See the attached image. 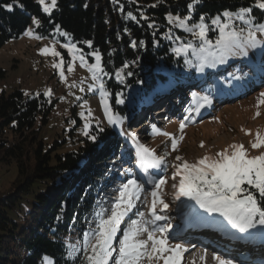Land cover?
Instances as JSON below:
<instances>
[{
    "label": "trees",
    "instance_id": "obj_1",
    "mask_svg": "<svg viewBox=\"0 0 264 264\" xmlns=\"http://www.w3.org/2000/svg\"><path fill=\"white\" fill-rule=\"evenodd\" d=\"M242 7L252 9L249 16L255 23L264 20V10L256 7V0H56L49 12L39 0H0V47L20 37L35 19L39 21L34 24L38 36L55 37L60 30L88 60L93 59L91 52L99 53L107 73L102 80L109 105L124 119L143 113L166 92L183 90L194 105L186 104L188 112L198 107L193 93L208 96L216 106L212 115L202 117L205 119L216 115L223 105L259 90L257 85L264 86V45L244 56L247 62L238 57L232 63L231 57L197 71L192 50L180 55L173 51V31L182 34L183 30L172 25L166 13L189 14L192 21L204 17L208 34L216 38L218 31L212 29L211 20ZM58 37L66 40L62 34ZM139 63L142 65L135 68ZM3 73L0 69V76ZM118 99L124 102L116 103ZM57 101L42 91L0 93V163H14L17 169L9 186L0 191V264H43L46 256L53 264H80L82 259L79 251L70 259L66 244L82 240L87 229L78 224L97 210L90 198H95L93 182L103 172L98 165L102 161L101 166L108 167L105 160L113 158L119 144L117 139L107 142L111 134L108 124H92L89 135L80 138L77 146L64 152L57 151L55 142L46 146L41 132ZM200 120L194 117L191 124ZM93 135L95 142L90 139ZM163 166L153 173L159 176ZM186 205L193 206L190 201ZM250 229L258 237L257 243L223 241L222 249L264 264V226ZM210 239L217 241L214 235Z\"/></svg>",
    "mask_w": 264,
    "mask_h": 264
},
{
    "label": "rangeland",
    "instance_id": "obj_2",
    "mask_svg": "<svg viewBox=\"0 0 264 264\" xmlns=\"http://www.w3.org/2000/svg\"><path fill=\"white\" fill-rule=\"evenodd\" d=\"M51 4L52 0L49 2L45 0L42 7L44 9L45 6H49L51 10ZM223 13L216 15L214 18L219 16L221 20H224ZM166 17L169 22V17H172L173 20L170 23L180 28L175 22V17L184 19L190 17V15L167 12ZM248 18L253 19L251 16L246 15L245 19ZM199 22L200 20H189L188 26L191 27L193 24ZM232 23L236 28L243 27L247 29V26L242 21L235 19V17ZM259 23H264V20ZM34 24L33 19L32 23L20 37L8 40L0 47V69L4 70L3 75L0 76V93L4 92L8 94L14 89H21L28 94L42 91L47 96L58 98L55 108L41 132V138L46 146L55 142L58 152H64L81 142L80 138L85 135V124L89 125L87 132L90 130L92 124H108L111 134L108 136L107 142L108 140L117 139L119 149L117 148V152H114L112 159L105 160L106 163H110L108 167L101 166L102 161L98 165V168L100 170L103 169V172H101L100 177L95 181L96 183L93 182L94 187L92 191L95 194V198H90L92 204H96L97 210L101 206L104 209H110L118 196V189L126 182V178H136L141 183L143 191L140 194V200L136 201V207L129 213V217L139 219L138 213L143 212L145 219H152L150 214L151 192L154 189V183L160 179H164L166 183L161 186L160 195L169 207L164 209L162 205L157 204L156 213L166 216L168 219L167 221L162 220L156 223L159 226L171 225L167 233L169 245L175 246L181 238H192L206 247H211L209 249L203 248L201 251H195V249L189 250L190 252L187 251L189 252L188 254L182 250L180 264H218L214 259L215 256H219L225 260H232V264H256L253 262V259L247 260L233 253V250H230L232 255L218 250V248H224L223 241L234 242L236 244L238 240L258 239L255 233L251 229L240 232L238 229L233 228L219 213H207L203 209H200L195 204V201H191L187 197L180 196L179 199H176L177 189L173 185H178L180 176L175 175V179L173 177L176 173L174 165H179L183 161L195 164L204 156L215 157L217 153L223 152L225 149L231 150L230 146L233 144H242L249 157L264 154V146L252 148V143L255 142L257 133L264 136V103H259L262 99L260 94L264 93V88L262 89L264 86L259 87L257 85L259 90L236 102L223 105L216 115L205 119H202V117L212 115L215 112L216 106H213V103L205 105L201 111L194 109L192 112L189 111V113L185 107L186 104L190 107L194 105L189 102L190 96L185 90L181 92H166L157 101L165 103L163 122L151 119V116L156 112H148L149 115L145 113V116L144 112L135 113L131 118L124 119L122 114H117L111 109L107 95L104 99H106L108 106L122 120V123L112 125L107 121L104 102L100 91L96 87L98 81L93 80L92 73L89 72L88 67L81 64L79 59L82 55L86 64L91 66L96 63L95 57L92 55L93 52H91L93 59L88 60L76 44L71 42L65 35V32L59 30L55 37H40L34 32ZM206 24L209 26L208 23ZM214 28L215 26L212 25V29ZM180 29L183 30L182 34L177 33L175 30L173 31L174 47H181L191 42L194 47L199 48L201 43L199 39L183 28ZM29 31L32 35H28ZM58 34L65 36L66 40H60ZM257 36L258 39L264 40V35L258 33ZM208 39L214 43L216 38L208 34ZM65 45H75V51L69 53ZM45 48L49 50L54 48L60 55L44 54L42 50ZM252 51L253 48H248V55L246 57ZM238 57H242V62L248 61V59L244 61L243 55L234 56V59L228 58L234 60L232 63H235ZM61 58H63L62 67H54L55 64L61 63ZM69 66L72 67V71H68ZM61 71L64 72V80L61 79ZM100 78L102 79V76ZM90 85L93 86L92 91H89ZM81 88L84 91H81ZM134 90L136 89L131 88L130 91ZM49 92L50 94H47ZM181 93L182 95H180ZM175 95L177 97H174ZM152 107L150 106L149 109ZM187 114L190 119L184 120ZM77 117L80 121L78 124ZM194 117L201 118V120L195 124H191ZM141 118L147 119L141 122L143 120ZM176 118L178 119L172 120ZM182 121H184L186 126L181 132L180 123ZM147 122H150L153 127L150 128ZM163 133L171 135H163ZM131 134H134L135 139ZM172 136L177 138V148L175 151H173L171 146ZM181 136L183 137L182 139H180ZM61 140H64V142L59 144L57 141ZM201 143L203 147H201ZM138 144L152 149L157 156L165 157L166 164L163 166L162 172H159V176L153 173V170L158 168H148L145 170L138 166ZM177 156H180L182 160H176ZM16 171L14 163H0V191L9 186L16 175ZM119 174H122V182L114 179ZM110 181L112 183L111 186L109 188L105 187ZM187 201L193 204L194 210L183 207ZM93 216L87 215L85 220H82L78 224L79 227L86 229L90 226L94 227ZM127 222L128 218H125V222L122 223L121 228L126 227ZM121 235L122 233L117 234V241L114 242V246L118 247V239ZM213 235L217 237V241L210 239ZM141 238L146 239V235ZM216 246L219 247L217 248ZM191 253L193 258H190ZM143 264H149L147 259L143 261ZM152 264H163V262L153 260Z\"/></svg>",
    "mask_w": 264,
    "mask_h": 264
},
{
    "label": "snow or ice",
    "instance_id": "obj_3",
    "mask_svg": "<svg viewBox=\"0 0 264 264\" xmlns=\"http://www.w3.org/2000/svg\"><path fill=\"white\" fill-rule=\"evenodd\" d=\"M39 3L44 5L45 0H39ZM55 6L56 0H52L51 7ZM7 7L11 9V5ZM256 7L264 10V0H256ZM44 10L50 11V7L45 6ZM251 12V8L242 7L236 13L225 11L223 13L224 20H221L219 16L214 18L211 23L215 26L214 30H218V36L214 43L208 39L209 26L204 22V17H201L200 22L193 24L191 27L188 26L190 17L184 19L175 17L177 25L190 32L201 43L199 48H196L191 42H188L173 51L180 55L181 53L186 54L191 49L198 60L197 71L201 72H203L205 66L215 67L217 63H225L228 57L247 56L248 48L254 49L264 45V40L258 39L257 36L258 33L264 35V23H255L251 18L245 19L246 15ZM129 16H131V13H129ZM234 17L242 21L247 29L243 27L236 28L232 23ZM169 20L172 22L173 18L169 17ZM34 23L38 24L39 21L34 19ZM28 35H32V33L29 31ZM65 35L67 34L65 33ZM65 47L68 48L69 53L75 51V45H65ZM42 52L44 54L50 53L53 56L60 55L54 48L51 50L45 48ZM92 55L95 57L96 63L91 66L86 64L82 55L79 59L83 66L88 67L93 80L98 81L96 87L101 93L108 123L118 125L122 123L121 118L112 112L106 99H104L107 97L108 92L100 77L107 73L104 72L102 67L101 56L98 52H93ZM186 63L191 64L192 62L186 60ZM62 64L63 58H61V63L55 64L54 67L61 68ZM72 70V67L69 66L68 71ZM128 75H132V73L129 72ZM60 76L62 80L65 79L63 71L60 72ZM117 76H120L119 71ZM92 90L93 86L90 85L89 91ZM81 91H84V89L81 88ZM47 94H50V92ZM192 95L198 104L196 111L212 103L206 95L198 96L197 93ZM260 95L262 99L259 103H264V93ZM123 102L122 99L116 101V103ZM188 119H190L188 116L184 118V120ZM185 126L184 121H182L180 123L181 132ZM88 127L89 125L85 124L84 134L86 136L89 135L87 132ZM99 130L102 132L103 128ZM131 135L135 139L134 134ZM163 135L171 134L163 133ZM182 138L181 136L180 139ZM90 139L95 142L97 137L93 135L90 136ZM171 146L175 151L177 148V138L175 136L171 137ZM262 146H264V136L257 133L252 148ZM201 147H203L202 143ZM230 149L217 153L215 157L204 156L195 164L183 161L179 165H174L176 173L173 179H175V175H179L180 180L178 185H173V187L177 189L176 199H179L180 196L187 197L189 200L195 201L200 209L207 213H219L233 228L245 232L250 228H254L257 224L264 226V154L249 157L242 144H233ZM137 157L138 166L145 170L159 168L166 164L164 156H157L152 149L140 144H138ZM176 160L180 161L182 158L177 156ZM165 183L164 179L154 183L150 206L152 219H145L143 212L138 213L139 219H132L129 217V213L136 207V201L140 200L143 187L136 178L127 179L118 189V196L112 203L111 208L104 209L101 206L94 213L95 226H90L83 232L82 240L66 244L68 257L70 259L74 258L77 251H79L82 253L80 264H143L145 259L149 264H152L153 260L162 261L163 264H180L181 245H169L167 233L171 225L159 226L156 223L168 219L166 216L156 213L157 204L162 205L164 209L169 207L160 195L161 186ZM183 207L194 210L192 205H184ZM125 218H128L127 226L121 228ZM118 233H122V235L118 239L117 247L114 246V242L117 241ZM145 235L146 239L141 238ZM214 259L218 264H232V260H225L219 256H215ZM43 264H53V261L46 256L43 258Z\"/></svg>",
    "mask_w": 264,
    "mask_h": 264
},
{
    "label": "bare ground",
    "instance_id": "obj_4",
    "mask_svg": "<svg viewBox=\"0 0 264 264\" xmlns=\"http://www.w3.org/2000/svg\"><path fill=\"white\" fill-rule=\"evenodd\" d=\"M174 97H177V95H175ZM160 111H162V110H156L155 112H156V113H160ZM150 113H151V111H150ZM150 115H151V114H150ZM149 117H150V116H149ZM151 118H152V117H151ZM191 246H192V245H189V244L185 245L186 248H191ZM190 251H192V250H190ZM190 251H189V252H190ZM189 252H187V254H188Z\"/></svg>",
    "mask_w": 264,
    "mask_h": 264
},
{
    "label": "water",
    "instance_id": "obj_5",
    "mask_svg": "<svg viewBox=\"0 0 264 264\" xmlns=\"http://www.w3.org/2000/svg\"><path fill=\"white\" fill-rule=\"evenodd\" d=\"M139 65H142V64L139 63V64L135 65L134 67L137 68V67H139Z\"/></svg>",
    "mask_w": 264,
    "mask_h": 264
}]
</instances>
